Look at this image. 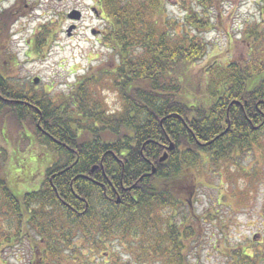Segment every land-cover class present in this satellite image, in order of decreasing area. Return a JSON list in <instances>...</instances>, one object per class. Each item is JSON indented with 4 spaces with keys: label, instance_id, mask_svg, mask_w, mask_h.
Returning a JSON list of instances; mask_svg holds the SVG:
<instances>
[{
    "label": "trees",
    "instance_id": "16d2710c",
    "mask_svg": "<svg viewBox=\"0 0 264 264\" xmlns=\"http://www.w3.org/2000/svg\"><path fill=\"white\" fill-rule=\"evenodd\" d=\"M193 1L201 12L191 7L174 18L166 0H96L102 41L113 57L112 86L122 101L114 111L96 98L91 76L76 80L56 103L0 73V120L12 114L31 144L44 145L53 157L32 189L23 185L35 172L19 175L6 167L0 175V254L17 246L30 254L28 264L77 263L86 249L73 244L124 238L159 264H194L203 224L220 216L193 208L196 186L189 175L203 156L219 164L264 142V56L210 63L203 81L192 84L188 69L206 51L198 35L211 27L204 14L214 0ZM258 5L254 27L264 30V0ZM246 33L264 45L263 34ZM42 43L37 37V50ZM44 240L49 244L42 251ZM250 245L218 250L223 264H264V245Z\"/></svg>",
    "mask_w": 264,
    "mask_h": 264
},
{
    "label": "rangeland",
    "instance_id": "374dc122",
    "mask_svg": "<svg viewBox=\"0 0 264 264\" xmlns=\"http://www.w3.org/2000/svg\"><path fill=\"white\" fill-rule=\"evenodd\" d=\"M166 3L170 17L180 18L191 7L201 12L193 0ZM211 4L204 14L209 15L211 27L198 35L207 44L206 51L187 73L194 85L203 81L211 64H243L251 57L264 56V45L253 43L246 33L254 29L264 35L262 25L254 27L259 16L258 0H214ZM3 11L7 18H1L0 73L14 86L38 95L45 93L57 103L76 80L91 76L89 86L96 98L113 111L120 108L122 101L112 86L113 57L102 41L104 25L96 0H0V13ZM37 37L43 40L38 50ZM99 69L104 71L98 72ZM202 85L204 90L205 83ZM192 88L190 97L195 93ZM2 118L6 120H0V175L6 167L17 169L19 175L35 172L31 184L23 185L32 189L49 166L47 160L53 157L44 145L37 141L31 144L27 137H32L30 132L19 131L12 114ZM207 160L203 156L200 169L189 175L196 186L193 208L198 213L208 208L214 212L212 215L220 216V221L203 224L201 243L191 255L194 264H223V253L218 251L223 247L264 245V142L240 148L219 164ZM216 208L224 214L216 213ZM111 243L114 244L106 250L84 251L86 257L80 260L81 264H159V258L142 257L135 247L123 248L120 240ZM48 244L44 240L38 248L43 251ZM104 253L110 256L106 258ZM30 258L26 249L12 246L1 252L0 264H28ZM105 258L107 262H103Z\"/></svg>",
    "mask_w": 264,
    "mask_h": 264
},
{
    "label": "flooded vegetation",
    "instance_id": "af4514ba",
    "mask_svg": "<svg viewBox=\"0 0 264 264\" xmlns=\"http://www.w3.org/2000/svg\"><path fill=\"white\" fill-rule=\"evenodd\" d=\"M27 93L30 94V92H28V89H27ZM4 98V97H2ZM5 99V98H4ZM17 102H19L21 105L23 104H26V102L24 100H18ZM27 105V104H26ZM163 120V118H162ZM161 120V121H162ZM172 145V144H170ZM109 200H111V198L109 197L108 198ZM115 200V199H114ZM120 200V199H119ZM116 203H119V202H116ZM127 240L123 238V243H121V246L125 249L127 248H130V243L126 242ZM114 243H107V244H101V243H92V242H89V243H75L73 244L74 247H77V248H83V249H86V251H89V252H95V251H98L97 249H108L109 245H113ZM105 256H106V253H104ZM106 259H104L103 262H107L105 261Z\"/></svg>",
    "mask_w": 264,
    "mask_h": 264
},
{
    "label": "water",
    "instance_id": "95a60500",
    "mask_svg": "<svg viewBox=\"0 0 264 264\" xmlns=\"http://www.w3.org/2000/svg\"><path fill=\"white\" fill-rule=\"evenodd\" d=\"M75 17L77 18V17H79V14L78 13H76V15H75ZM38 80L35 78L34 80H33V82H37ZM173 148V146L172 145H170V149H172ZM165 156H166V154H164V156L163 157H161L160 158V160H164L165 159ZM96 167V166H95ZM94 167V168H95ZM152 172H154V169H152ZM119 201V198L117 197V199H116V202H118Z\"/></svg>",
    "mask_w": 264,
    "mask_h": 264
}]
</instances>
